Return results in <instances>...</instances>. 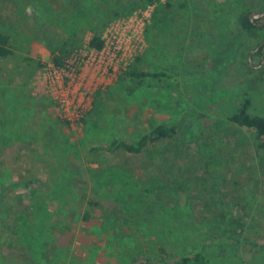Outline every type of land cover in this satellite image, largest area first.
Instances as JSON below:
<instances>
[{"label":"rangeland","instance_id":"1","mask_svg":"<svg viewBox=\"0 0 264 264\" xmlns=\"http://www.w3.org/2000/svg\"><path fill=\"white\" fill-rule=\"evenodd\" d=\"M130 1L0 0V31L19 48L0 60V186L19 185L0 210V264H165L203 248L208 264H264V152L229 120L245 95L264 116V50L249 61L264 29L250 38L239 25L264 0H162L147 41L143 24L116 19L103 36L117 28L125 46L139 31L144 43L123 64L84 66L87 114L97 91L111 93L87 124L71 122L59 100L68 79L50 74L45 33H77L84 50L104 14ZM136 56L180 87L129 95L119 81ZM164 123L181 139L140 154L94 150Z\"/></svg>","mask_w":264,"mask_h":264},{"label":"trees","instance_id":"2","mask_svg":"<svg viewBox=\"0 0 264 264\" xmlns=\"http://www.w3.org/2000/svg\"><path fill=\"white\" fill-rule=\"evenodd\" d=\"M162 0H136L125 2L119 8L115 10H109L104 14L103 20L99 27L93 29L92 37L88 43V46L95 50H102L105 46V42L102 39L103 32L113 21L120 17H127L136 10L146 8L148 5H159ZM166 6L171 8V0H167ZM162 8L158 6L157 11L153 16L154 25L158 23V15ZM264 10V8H263ZM262 10V11H263ZM162 24V21H160ZM239 25L242 32L250 38H257L261 36V32L264 29L257 27L250 19V14L243 13L239 18ZM152 25H148L146 28V41L149 39L148 34ZM45 36L49 39L46 42L48 50L51 54V62L55 67L63 68L66 62L71 56L81 49V42L77 33H70L66 37H60L49 31L45 33ZM16 50H19L18 46L14 44L12 35L9 32L0 31V60H8L10 57L16 55ZM264 47L260 49L256 55H261ZM255 55V56H256ZM140 57H137L133 64H130L127 69L122 72L119 85L122 86L129 95L135 94L137 91L143 88L160 87L163 89H178L180 87L179 78L166 72L157 71H144L138 67ZM42 67V64L39 65ZM111 92L97 91L94 95L93 110L97 109L99 103L103 101L104 95H109ZM251 101L250 98L245 95L241 105L237 110L229 116V120L241 127H246L255 132V144L259 151L264 152V116L251 115L250 113ZM94 111H90L81 122L87 124ZM165 139L180 140L179 125L177 123H164L154 127L151 131L141 136L138 140L126 141L120 139L113 140L109 146L102 148H94V150H104L110 153L123 151L130 154H140L149 148L151 145ZM33 183V182H31ZM30 183V184H31ZM19 186V185H18ZM17 185H1L0 186V210L3 205L7 193L12 189H16ZM29 188V191L31 188ZM33 192V191H32ZM96 205L93 201H89V206ZM90 213H86L85 219L89 220ZM1 220H6L0 211V226ZM6 226L0 230V233L5 231ZM10 229V228H9ZM205 248L197 253L189 254L180 257L177 260L168 262L165 264H208L209 254L205 252ZM135 264H155L151 259H145Z\"/></svg>","mask_w":264,"mask_h":264},{"label":"built area","instance_id":"3","mask_svg":"<svg viewBox=\"0 0 264 264\" xmlns=\"http://www.w3.org/2000/svg\"><path fill=\"white\" fill-rule=\"evenodd\" d=\"M154 9L155 5H148L146 8H143L132 15H129L123 19L120 18L116 21L123 20L122 24L126 25L127 21L130 22L135 19L138 21V24H143L144 35L146 26L150 22ZM121 35L122 34L119 33L117 28H111L105 36H102V39L105 42V46L102 50H95L87 46L84 50L81 48L79 51H76L66 62V65L63 68L55 67L53 64L51 65L50 74H53L54 77H56V75L64 73L68 79V82L65 83L64 86H59L61 89L59 100L61 106L65 109L64 112L72 114L74 117H69L71 122H81L87 114L86 111H89L92 105L89 103V101L86 104H83V101L80 102V97L85 99L88 97V99H91L93 95V93H90V90L86 86L81 84L79 87H77L81 80L80 71L84 68V66L91 62H96L101 65L106 60L109 62L114 61L116 63L123 64L128 53H130V57L133 56L137 52L138 45L140 43L143 45L144 43L143 39H140V32L136 31L132 33L125 46H123L120 43ZM76 80L77 83L75 84ZM50 82L51 84H55L54 81Z\"/></svg>","mask_w":264,"mask_h":264},{"label":"water","instance_id":"4","mask_svg":"<svg viewBox=\"0 0 264 264\" xmlns=\"http://www.w3.org/2000/svg\"><path fill=\"white\" fill-rule=\"evenodd\" d=\"M264 17V10L261 11V12H258V13H254L250 16V19H253V18H262ZM263 25V24H261ZM262 47H264V39L260 42V44L257 46V48L255 50H253L251 52V54L249 55V61L250 63H252V55L256 52H258L260 49H262ZM262 64H264V60L262 61ZM253 65V64H251Z\"/></svg>","mask_w":264,"mask_h":264},{"label":"flooded vegetation","instance_id":"5","mask_svg":"<svg viewBox=\"0 0 264 264\" xmlns=\"http://www.w3.org/2000/svg\"><path fill=\"white\" fill-rule=\"evenodd\" d=\"M252 14H254V13H251L250 16H251ZM251 21H252L257 27H259V28H263V27H264V17H262V18H253V19H251ZM261 24H263V25H261ZM256 54H257V52L254 53V54L252 55V58H253Z\"/></svg>","mask_w":264,"mask_h":264},{"label":"clouds","instance_id":"6","mask_svg":"<svg viewBox=\"0 0 264 264\" xmlns=\"http://www.w3.org/2000/svg\"><path fill=\"white\" fill-rule=\"evenodd\" d=\"M29 11H30V9H29Z\"/></svg>","mask_w":264,"mask_h":264}]
</instances>
